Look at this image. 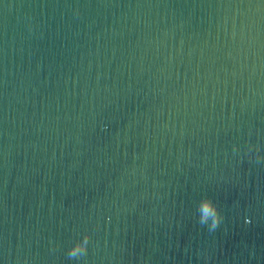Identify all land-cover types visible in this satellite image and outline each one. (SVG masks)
<instances>
[{"label":"water","instance_id":"1","mask_svg":"<svg viewBox=\"0 0 264 264\" xmlns=\"http://www.w3.org/2000/svg\"><path fill=\"white\" fill-rule=\"evenodd\" d=\"M0 264H264V0H0Z\"/></svg>","mask_w":264,"mask_h":264},{"label":"clouds","instance_id":"2","mask_svg":"<svg viewBox=\"0 0 264 264\" xmlns=\"http://www.w3.org/2000/svg\"><path fill=\"white\" fill-rule=\"evenodd\" d=\"M210 217L214 218L212 227L215 228L220 222V217L217 211L215 210V208L209 202H206L204 205H202L201 223H206ZM85 250L86 249L84 248V246L81 245V246H78L76 249H74L70 255L74 256Z\"/></svg>","mask_w":264,"mask_h":264}]
</instances>
